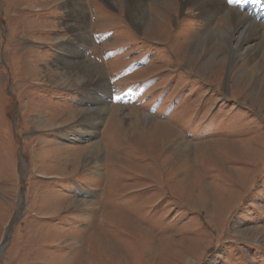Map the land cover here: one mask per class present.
<instances>
[{
	"label": "rangeland",
	"instance_id": "1",
	"mask_svg": "<svg viewBox=\"0 0 264 264\" xmlns=\"http://www.w3.org/2000/svg\"><path fill=\"white\" fill-rule=\"evenodd\" d=\"M68 1L0 0V264H264V39L233 61L226 9L159 0L141 31ZM77 65L100 75L55 72Z\"/></svg>",
	"mask_w": 264,
	"mask_h": 264
},
{
	"label": "bare ground",
	"instance_id": "2",
	"mask_svg": "<svg viewBox=\"0 0 264 264\" xmlns=\"http://www.w3.org/2000/svg\"><path fill=\"white\" fill-rule=\"evenodd\" d=\"M69 1H70V3H69L68 7L70 8V10H69L70 12L69 11L68 12L71 15H74V16H76V18L78 17L79 19L83 17L85 19V21H87L85 17H89V19L92 18L93 12L90 13V11L88 9V6L84 5L82 0H69ZM120 1H123V2L126 3L127 17H129L130 19H134V21H136V24H137L138 28L141 31L144 30L145 27H148V25L150 23V21H149L150 18L147 16L148 15L147 14L148 8L152 7V6H156L157 4H159L158 3L159 0H117V2L119 4H120ZM186 4H190V5L195 6V10H200L199 13L201 15H203V16H205L207 14H210V13H215L216 11L221 10V9L222 10L226 9V11L229 12V15L224 17V22H225L226 28L224 27L225 29H223L221 32L225 33L227 30H228L227 32H229V31L231 32L230 35H227V34H225V35L223 34V35L227 39V42L230 45H233L232 49H231L232 50V54H233L232 55V60L233 61H236L237 59L238 60H247V59L251 58L253 56V53H255L256 49L260 46L261 40L264 39L262 37V32L260 31V27H259L260 25L258 24L259 23V19H261V18L264 19V7L260 8L259 5L255 4L254 2H252L251 5H249L245 1H240V0H237V2H235V3L232 0H186ZM228 6H230V7L232 6L234 8H229ZM208 7H210L211 9H207ZM66 9H67V5H66ZM154 23H156V22H154ZM84 25H85L84 23L79 22L77 25H73V26H74L75 29L77 28V30H78V32L80 34V37L81 36L82 37L85 36L84 38L87 40V35L89 34V32L86 35V32H84V31L87 30V27L84 28ZM129 30H131V29H129ZM206 32L214 33V30L213 29H206ZM217 33L219 34V31ZM219 35H221V34H219ZM88 36H90V35H88ZM206 37H208V36H206ZM219 37H221V36H219ZM80 40H83V39L80 38ZM203 40H206V38L205 39L203 38ZM203 40H202V42H203ZM207 41H209V40H207ZM204 43H206V41ZM207 44H209V43H207ZM196 45L203 46L202 43L199 42V41L197 42ZM243 53H246L247 54L246 57H248V58L242 59V58H244ZM256 54H257V52H256ZM214 62H215V60H214ZM232 63H234V62H232ZM236 64H238V62ZM61 66H62V64H61ZM71 66H72V64H71ZM252 66H253L252 67V73H249V75H256L258 77L261 76L262 73H261V69H260L259 63H258V59L254 61ZM56 68H58V67H56ZM56 70H58V71H55V72H57L58 75H60L61 77H66L67 79H69V81H70L69 85L70 86H71V83L75 79H76L75 81L79 80L78 78H80V80H81L80 76H81L82 72L85 73V75L87 74L90 77L89 78L90 80L93 79L94 77L96 79V76L100 75V72H98L97 69H95L93 67L81 66V65H77V66L74 67V71H73L74 72V78L71 77V76H68L66 73H64L65 69L62 72H60V71L63 70V69H60V70L56 69ZM91 82H92V80H91ZM80 83H83V82H80ZM83 111H85V110H83ZM85 123H87V122H85ZM101 123H103V122H101ZM171 136H173V132L167 126H165L164 124L160 123V125L157 127V129L154 130L152 132V134L150 135L149 142L152 145L157 146V147L159 146L158 143H160V147L161 146L165 147L167 145L166 142H167L168 138H170ZM162 140H164V141L162 142ZM234 143L235 142L224 143V144H228V145H230L229 147H232L233 149H236V147L234 146L235 145ZM184 145H186V144H184ZM91 148H92L91 151L93 152L94 150H97L100 147H99L98 144H96V145L92 146ZM88 152H90V150ZM185 157H183V158H185ZM96 159H98V158H96ZM125 163L126 164H131L129 161H126V160H125ZM139 176H140L139 178H142V176L145 177L146 175L142 174V175H139ZM189 180H190V176H188L187 178L183 179V181H180L179 186L176 187L177 190H182V191L185 190L186 191L187 190V186L182 185L183 187H181L180 185L183 182H189ZM136 189H141V188L137 187ZM199 192H200L201 195H203L205 198H207V196L205 195L206 192H208L206 188H202ZM114 217L117 220L118 216L114 215ZM118 221L123 222L126 227H129L132 230L133 229L135 230V226H132L125 219H122V218L119 217ZM253 231L256 233L257 229H253ZM236 232L237 233H242V231H238V229L236 230ZM242 235H244V233H242ZM249 235H251V233ZM148 237L149 236H146V238H148ZM262 241L264 243V240H262ZM255 242L260 243L261 240L256 239ZM189 243L193 245V248L197 249L199 242L196 239H192V240H190ZM260 245L264 246V244H262V243Z\"/></svg>",
	"mask_w": 264,
	"mask_h": 264
},
{
	"label": "snow or ice",
	"instance_id": "3",
	"mask_svg": "<svg viewBox=\"0 0 264 264\" xmlns=\"http://www.w3.org/2000/svg\"><path fill=\"white\" fill-rule=\"evenodd\" d=\"M233 2H237V0H233Z\"/></svg>",
	"mask_w": 264,
	"mask_h": 264
}]
</instances>
